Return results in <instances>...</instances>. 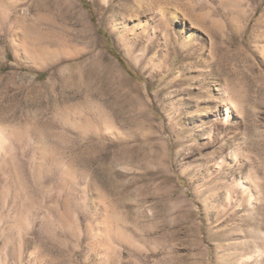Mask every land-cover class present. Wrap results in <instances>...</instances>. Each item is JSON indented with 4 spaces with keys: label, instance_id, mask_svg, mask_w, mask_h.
<instances>
[{
    "label": "rangeland",
    "instance_id": "obj_1",
    "mask_svg": "<svg viewBox=\"0 0 264 264\" xmlns=\"http://www.w3.org/2000/svg\"><path fill=\"white\" fill-rule=\"evenodd\" d=\"M153 1L0 0V264H264V0Z\"/></svg>",
    "mask_w": 264,
    "mask_h": 264
},
{
    "label": "bare ground",
    "instance_id": "obj_2",
    "mask_svg": "<svg viewBox=\"0 0 264 264\" xmlns=\"http://www.w3.org/2000/svg\"><path fill=\"white\" fill-rule=\"evenodd\" d=\"M146 8L147 11L150 12V14L147 15V17L143 20L140 19V15L143 14V11H135L131 14L136 17V20L132 25L133 29H135L136 31L137 30L140 31L142 35L147 34L149 36L148 39L149 43H153L155 38L154 29H157L158 26L161 25L163 28V31L161 33V40L167 51L171 49L170 47L172 46V43H176L177 46L179 45L182 52L194 51L196 42L191 40V37L188 33L183 34V36L178 39L170 29V24L172 23L175 22L183 23L186 19V15L189 17L191 21H194V23L192 24L198 27H202L200 25V20H201L200 15L196 12L194 6H192V13L189 15L179 13L177 9H175L173 0H158L154 4H151V6H147ZM154 9L155 12H152ZM150 29H152L151 34L148 32V30ZM177 29L179 32L183 33V28L181 26H178ZM252 47L256 52H258V49L261 50V48H259L258 45H253ZM209 89H210L209 90L210 94L207 97L211 99L213 102H217L216 96L213 93V89L212 88ZM236 116H237V110L235 107V103L231 99H226L221 105H219V109H215V113L213 115L214 121H216L217 123H221L223 125L232 122ZM8 127H5L0 124V174L1 175H5V172L10 167L12 151L14 148V144L17 141V136L14 133V130ZM232 158L233 161L235 162L236 160H238L236 155H232ZM225 162H226L225 160H222L221 165H223Z\"/></svg>",
    "mask_w": 264,
    "mask_h": 264
}]
</instances>
